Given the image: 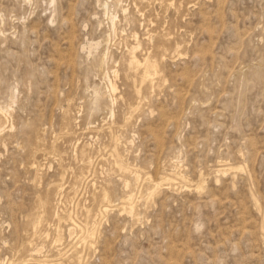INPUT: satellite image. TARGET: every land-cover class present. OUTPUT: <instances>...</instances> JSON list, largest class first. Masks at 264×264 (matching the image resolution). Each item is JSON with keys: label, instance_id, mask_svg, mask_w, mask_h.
I'll list each match as a JSON object with an SVG mask.
<instances>
[{"label": "rangeland", "instance_id": "obj_1", "mask_svg": "<svg viewBox=\"0 0 264 264\" xmlns=\"http://www.w3.org/2000/svg\"><path fill=\"white\" fill-rule=\"evenodd\" d=\"M145 2L0 0V264H264V0ZM138 42L151 87L125 70Z\"/></svg>", "mask_w": 264, "mask_h": 264}, {"label": "bare ground", "instance_id": "obj_2", "mask_svg": "<svg viewBox=\"0 0 264 264\" xmlns=\"http://www.w3.org/2000/svg\"><path fill=\"white\" fill-rule=\"evenodd\" d=\"M146 0H144V3H146L145 2ZM161 3V2H160ZM162 5H163V2L161 3ZM160 4V5H161ZM166 4V3H165ZM164 4V5H165ZM103 11H104V14H106V15H108V18H109V22H110V24H111V29L113 30V31H115L116 30V18H118L117 17V14L116 13H114V12H111V11H109V5H108V3L107 2H104L103 4ZM165 7V6H164ZM123 13H125V9H123ZM124 16V18L126 19V18H128L125 14H123ZM133 36L135 37V38H137V36H136V33H134L133 34ZM163 36L165 37V35L163 34ZM160 38H161V36H160ZM159 42H161V40L159 41ZM94 44V43H93ZM162 44V43H161ZM175 44V43H174ZM140 46V43L138 42V43H136V45H134L132 48H131V50L129 51V56H128V58L126 59V61H125V64H124V66H125V70L126 71H131V70H134V71H136L138 74H140V81H141V83H140V86H141V84L143 85V83L145 84V86H146V84H151L150 85V87L152 86V84H153V81L155 80H153V77H152V75L154 74H151L150 73V69H148L149 68V66L150 65H152V66H154L155 67V72L156 71H158L159 69H160V67L159 66H157L158 64H157V62H156V59H155V62L153 61V62H149V60H148V58H147V56H145V57H143V59H140L138 56H137V54H136V52H135V50L138 48ZM97 47V46H96ZM95 48V47H94ZM179 48H180V46H179ZM91 48L88 46V53H91ZM176 51V50H175ZM178 51H179V49H178ZM177 52V51H176ZM180 54V53H179ZM178 53H177V55H179ZM163 55V54H162ZM150 56V55H149ZM164 56V55H163ZM151 57V56H150ZM107 60H108V51H107V49L105 50V51H103V53H101V55L99 56V63H100V66H102V65H104L106 62H107ZM154 60V59H153ZM158 60V59H157ZM160 60V59H159ZM162 60V59H161ZM160 60V61H161ZM159 63V62H158ZM161 63V62H160ZM156 67H159V69L157 70L156 69ZM152 68V67H151ZM152 71V70H151ZM160 71V70H159ZM153 72V71H152ZM107 73V72H106ZM157 73V72H156ZM160 75V74H159ZM108 76V75H107ZM154 76V75H153ZM157 75H155V77H156ZM109 78V77H108ZM157 79H158V77H157ZM107 81H105L106 83V89H107V95H108V97H109V100H110V102H113V95H114V93L116 92V85H115V83L113 82V81H111L110 79H106ZM139 81V82H140ZM155 83V82H154ZM135 85V87H136V84H134ZM138 86V85H137ZM140 86H139V88H140ZM148 86V85H147ZM134 89H136V88H134ZM141 89V88H140ZM139 90V89H138ZM139 92L141 93V91L139 90ZM138 93V92H137ZM136 93V94H137ZM140 95V94H139ZM102 96H103V93L98 89V88H95L94 90H93V95H92V97H91V99H90V102H89V108L92 110V111H94V110H96V109H98L99 108V104H100V102H101V100H102ZM139 97V96H138ZM14 102V99L12 98L11 99V102ZM11 106V104H5V105H1L0 104V115H1V118H9V115H10V111H9V107ZM68 109V108H67ZM65 111V110H64ZM113 111V110H112ZM110 113H111V111H110ZM69 115H71V113L69 114ZM66 116H68L67 115V113H66ZM70 117V116H69ZM73 117V116H72ZM69 119V118H68ZM65 120V119H64ZM67 120V119H66ZM65 120V121H66ZM71 124V123H70ZM13 126H11V128H12ZM66 127H67V125H66ZM2 128H3V126H2V124H1V121H0V132L2 131ZM65 128V127H64ZM71 128V127H70ZM69 129V128H68ZM66 131V130H65ZM69 131V130H68ZM72 131V130H71ZM74 131V130H73ZM66 133L67 134H69V132H67L66 131ZM65 133V134H66ZM73 133V132H72ZM64 134V133H63ZM66 134V135H67ZM55 141V140H54ZM54 143V142H53ZM56 143V142H55ZM36 149V148H35ZM56 146L53 144L52 145V152L51 153H54V152H56ZM118 150V149H117ZM35 151H37V149L35 150ZM116 150H114V152H115ZM111 152H113V151H111ZM34 153V152H33ZM88 152H87V146H86V144H84L83 146H82V148H81V150H80V154H81V156H82V159L86 156L87 157V154ZM54 154H56V153H54ZM116 154H117V152H116ZM115 154V155H116ZM118 155H120V154H118ZM117 155V156H118ZM89 156H91L90 154H89ZM88 156V157H89ZM111 156H112V154H111ZM85 157V158H86ZM112 157H114V156H112ZM121 156H119V158H120ZM90 158V157H89ZM115 158V157H114ZM86 159H88V158H86ZM116 159V158H115ZM114 160V159H113ZM91 161V160H90ZM114 161H117V160H114ZM118 161H120V160H118ZM121 161H123V159L121 160ZM120 161V162H121ZM33 162V161H32ZM86 162V161H85ZM226 162V161H225ZM87 163V162H86ZM115 163V162H114ZM118 163V162H117ZM127 163V162H126ZM33 164V166H34V168H35V172L38 170V167L39 166H37V165H35V161H34V163H32ZM87 164H90L89 163V161H88V163ZM119 164V163H118ZM121 165L122 164H124V163H120ZM228 164H229V162H228ZM40 165V164H39ZM117 165V164H116ZM125 165V164H124ZM123 165V166H124ZM41 166V165H40ZM223 166V165H222ZM232 166V165H231ZM231 166H229V167H231ZM240 166V165H239ZM239 166H237L236 168H238ZM118 167H120V165L118 166ZM228 167V168H229ZM123 168V167H122ZM136 168V167H135ZM138 168V167H137ZM234 168H235V166H234ZM235 168V171L236 170H239V169H236ZM126 168H124V170H125ZM128 169L129 170H131L130 169V166L128 167ZM173 169V168H172ZM175 169V168H174ZM221 169V168H220ZM220 169H218V171L220 170ZM230 170H231V168H229ZM122 170V172H125V171H123V169H121ZM120 170V171H121ZM129 170H127L128 171V173H129ZM133 170V169H132ZM136 170V169H135ZM225 170V169H224ZM229 170V171H230ZM243 170V169H242ZM138 172H139V170H137ZM171 171H174V170H171ZM177 171V170H176ZM175 171V172H176ZM217 171V172H218ZM235 171H232V173L233 172H235ZM64 172V171H63ZM180 172H181V170H180ZM222 172H223V170H222ZM221 172V173H222ZM228 172V171H227ZM226 172V173H227ZM174 173V172H173ZM236 173V172H235ZM81 174V173H80ZM86 174H87V171H86ZM130 174H132V176L134 177V179L135 180H138L139 178H141V176H140V174H141V172H139V174L137 173V172H134V170L133 171H130ZM143 174V173H142ZM145 174V173H144ZM146 174H148V172L146 173ZM170 174H172V173H170ZM175 174H177V173H175ZM224 174V173H223ZM83 175V174H82ZM88 175H89V171H88ZM178 175V174H177ZM182 175V174H181ZM181 175H178V176H181ZM62 176H63V174H62ZM90 176V175H89ZM164 176V178H165V176H166V180L165 181H169V180H171L172 178L170 177L169 178V176L167 177V175H163ZM87 177V176H86ZM86 177H85V179H86ZM148 177V176H147ZM146 177V178H147ZM176 177V176H175ZM184 177V176H183ZM142 178H143V175H142ZM149 178V177H148ZM83 179H84V176H83ZM182 179V178H181ZM186 179V178H185ZM149 180V179H148ZM150 180H152V179H150ZM162 180V179H161ZM164 180V179H163ZM179 180V179H178ZM182 180H184V179H182ZM78 181V177H75V181H74V184L72 185V188H71V190L72 189H75L76 187H75V185H76V182ZM83 181V180H82ZM82 181H81V183H82ZM87 181V180H86ZM85 181V182H86ZM143 181H145V180H143ZM146 181H147V179H146ZM176 181V180H175ZM185 181V180H184ZM199 181H201V179L199 180ZM84 182V181H83ZM152 182V184H153V181H151ZM157 182V181H156ZM162 182H164V181H162ZM169 182H171V181H169ZM168 182V184H171V183H169ZM172 182H174V179H173V181ZM178 181H176V183H177ZM187 182H189V181H187ZM138 183V182H137ZM148 183H150V181L148 182ZM165 183V182H164ZM164 183H162V184H164ZM175 183V184H176ZM155 184H157V183H155ZM162 184H160V185H162ZM173 184V183H172ZM178 184V183H177ZM199 184V183H198ZM197 184V185H198ZM204 184V183H203ZM159 185V184H158ZM182 185V184H181ZM185 185V184H184ZM196 185V186H197ZM200 185V184H199ZM58 186H61V184H59ZM173 186V185H172ZM187 186V185H186ZM188 186H189V184H188ZM195 186V185H194ZM153 187H155V185L153 186ZM152 187V188H153ZM204 187V186H203ZM202 187V188H203ZM137 188V187H136ZM158 188V187H157ZM159 188H160V186H159ZM198 188H201L200 186L199 187H197V189ZM61 189V188H60ZM148 189V188H147ZM147 189H146V191H147ZM151 189V188H150ZM150 189H148V190H150ZM76 190H78V189H76ZM102 190V189H101ZM154 190H156V188L154 189ZM153 190V191H154ZM195 190H196V188H195ZM152 191V190H151ZM157 191V190H156ZM198 191V190H197ZM79 192V191H78ZM102 192H103V190H102ZM110 192V191H109ZM131 192H132V190H131ZM138 192H140V190H138ZM148 193V192H147ZM154 192H152V194H153ZM129 194H130V192H129ZM146 194V193H145ZM149 194V193H148ZM151 194V193H150ZM155 194V193H154ZM78 195V194H77ZM108 195V193H107V190L106 189H104V193H103V196H104V198L106 197ZM109 197H111V194L109 193ZM126 195V194H125ZM128 196V195H127ZM133 196V195H132ZM124 197V196H123ZM126 197V196H125ZM101 198H103L102 197V195H101ZM108 198V197H107ZM145 198H146V196H145ZM148 198V197H147ZM151 198V197H150ZM62 199V198H61ZM125 199V198H124ZM133 199V198H132ZM149 199V198H148ZM147 199V200H148ZM102 200H105V199H102ZM107 200V199H106ZM129 200V199H128ZM124 201V202H122V204L121 205H123L122 207H124L123 208V210L124 211H126V209H128L129 210V212L130 213H132L133 212V208H134V206H136V204L133 206V205H131V203L129 202V201ZM146 200V201H147ZM111 201H112V198H111ZM60 202H61V200H60ZM103 202L104 201H102L101 203H100V205H99V210H98V212L99 213H101L102 214V212H104V213H106V211L108 210L107 209V207H108V205L107 204H103ZM110 202V201H109ZM48 203L45 201V200H43V201H40L39 202V205H38V207H37V209H36V211L34 212V214H33V220L31 221V223H32V225H33V223H35L36 221V223L37 224H34V231H35V233H39V231L40 230H38V227L39 226H41V224L46 220V214L48 213V205H47ZM109 204V203H108ZM111 204V203H110ZM119 204V203H118ZM132 204H134V203H132ZM127 205H131L130 207L129 206H127ZM57 206V205H56ZM112 206V205H111ZM132 206H133V208H132ZM59 207V206H58ZM127 207H129V208H127ZM122 209V208H121ZM122 210V211H123ZM87 213H89L88 212V210H87ZM86 213V214H87ZM128 213V212H127ZM70 214V213H69ZM91 214V213H90ZM90 214H88V215H90ZM72 215V214H71ZM71 215H68V218H69V220H71L72 221V224L73 225H75V221H74V218H72L71 217ZM133 215V214H132ZM54 216L56 217V218H58V220H60V219H63V217L62 216H60L59 214H58V211H55L54 212ZM53 216V217H54ZM91 216H92V214H91ZM95 216H97L96 214L94 215V216H92V217H94L95 218ZM134 216V215H133ZM87 217V216H86ZM98 217V216H97ZM67 218V217H66ZM67 218V219H68ZM90 219V218H89ZM93 219V218H92ZM98 219V218H97ZM86 220V223L84 224V225H82L81 224V226L79 227V226H77L78 228H80V232L82 233L81 234V239L82 240H80V241H84V242H88V241H92V239H94V235H96L97 233H96V229H97V227L96 226H93V224L91 225V226H89L88 224H90V220H87V218L85 219ZM90 221V222H89ZM95 221V220H94ZM93 220H92V222H94ZM99 222V221H98ZM95 223V222H94ZM96 224H98L97 222L94 224V225H96ZM80 225V224H79ZM76 226V225H75ZM60 227H59V225L56 227V236H55V242H60L61 240H62V234H61V230L59 229ZM70 228H74V227H70ZM40 229V228H39ZM70 231H71V229H69ZM73 231V230H72ZM71 231V232H72ZM74 232V231H73ZM98 232V231H97ZM34 233V232H33ZM70 233V232H69ZM35 235V234H34ZM54 239V238H53ZM80 239V238H79ZM53 241V242H54ZM83 242V243H84ZM94 242V241H93ZM91 243V242H90ZM85 244V243H84ZM91 245V244H90ZM41 249V248H40ZM39 250V249H38ZM76 257V256H75ZM50 261V260H49ZM11 262V261H10ZM78 262V261H77ZM37 264H48V259H46V260H41V261H38V263ZM49 264H50V262H49Z\"/></svg>", "mask_w": 264, "mask_h": 264}]
</instances>
